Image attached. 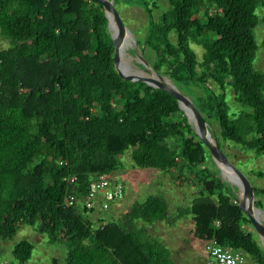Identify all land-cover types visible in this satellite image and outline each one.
Instances as JSON below:
<instances>
[{
  "label": "trees",
  "instance_id": "trees-1",
  "mask_svg": "<svg viewBox=\"0 0 264 264\" xmlns=\"http://www.w3.org/2000/svg\"><path fill=\"white\" fill-rule=\"evenodd\" d=\"M165 1L168 8L149 21L144 40L154 57L151 69L178 91L200 85L206 98L195 107L216 124L219 141L264 156V76L252 66L254 9L264 10V0ZM141 3L151 16L146 0ZM0 35L10 44L0 50V240L28 226L49 245L65 247L64 264H172L168 250L135 221L173 223L190 215L199 241L213 239L264 264L257 240L242 227L250 223L237 197L217 178L176 101L117 76L99 4L0 0ZM190 45L201 49L199 59ZM225 86L249 111L228 113ZM127 151L133 166L169 173L194 186L196 195L172 217L162 197L148 195L119 222L93 227L65 199L84 196L92 177L118 171ZM31 251L30 242L19 240L11 256L22 264Z\"/></svg>",
  "mask_w": 264,
  "mask_h": 264
},
{
  "label": "rangeland",
  "instance_id": "rangeland-1",
  "mask_svg": "<svg viewBox=\"0 0 264 264\" xmlns=\"http://www.w3.org/2000/svg\"><path fill=\"white\" fill-rule=\"evenodd\" d=\"M111 1L129 34V38L122 49V62L125 69L131 73L153 72L150 64L154 57L145 46L144 40L149 21L151 19L155 20L168 8L167 2L165 0H156V7L153 8L151 1L146 0L147 7L151 9V16H148L141 0ZM254 14L256 15L257 23L252 30V35L257 48L254 52L252 66L264 76V49L261 47V42L264 38V10L258 6L254 9ZM169 39L174 42V34H170ZM9 46L8 40L0 35V50ZM190 48L195 52L197 59H199L202 52L201 49L195 45H190ZM157 76L163 81L170 82L163 74H157ZM206 86L215 93L219 92L212 82H206ZM179 92L195 106L199 104V99L205 100L206 98V92L198 84H190L184 89H179ZM223 93L229 114L236 115L239 112L249 111L246 107L233 101L230 87L225 86ZM188 124L190 125V123ZM211 127L225 157L245 175L249 183L257 191L262 192V195H259L262 208L258 217L264 227V176L260 178L255 176V172L264 171V156H255L252 152L229 142L222 144L218 138V128L213 121H211ZM120 161L121 167L117 174L120 176L124 190L122 205L117 207L116 210L109 207L105 211L97 209L96 213L81 214L83 218L92 222L93 227L107 222H119V215L122 212L127 210L132 203L143 201L148 195H157L165 200L169 217L177 214V208L188 207L196 195L197 189L194 186L187 182L176 181L169 173L133 166L129 158V151L121 156ZM213 168L216 170L214 166ZM216 175L219 176L222 182L226 183L227 187L231 188L234 196L238 197L236 187L221 178L217 170ZM80 205L81 203L79 204V210L85 212L86 210L80 208ZM135 225L143 228L149 237L168 250L172 264H216L213 259L203 252L202 242L194 237L193 222L190 215H183L174 220L173 223L154 221L150 224H143L141 221H135ZM242 227L250 231L253 238L257 240L249 224L243 223ZM19 240H27L32 245L30 259L22 264H64L65 247L59 243L49 245L45 236L37 234L28 226H21L11 240H0V264H21L11 256L12 245ZM257 243L264 254V250L258 240Z\"/></svg>",
  "mask_w": 264,
  "mask_h": 264
},
{
  "label": "water",
  "instance_id": "water-1",
  "mask_svg": "<svg viewBox=\"0 0 264 264\" xmlns=\"http://www.w3.org/2000/svg\"><path fill=\"white\" fill-rule=\"evenodd\" d=\"M90 1L101 6L103 15L106 19V28L112 41L111 57L113 69L117 76L123 81L141 82L149 87L167 93L176 101L178 108L185 115L187 122L189 123V117L193 119L196 124L195 129L197 131L196 132L193 130L194 134L207 150L210 160L218 171L220 177L225 179L227 183L235 186L238 190L236 202L237 207L250 223V226L255 233L259 244L264 250V227L258 217L260 209L258 207L259 193L257 189L249 183L248 179L245 177V175H243V173H241L229 162L220 149L219 142L213 134L211 124L199 112L195 105L187 97L181 94L173 84L168 81H163L154 72L148 73V71H144L142 73H131L125 69L122 62V49L129 38L127 29L115 10L111 0ZM110 21L113 23L115 29L113 37L109 32L108 23ZM223 175H226V178ZM217 178L220 180L219 176H217Z\"/></svg>",
  "mask_w": 264,
  "mask_h": 264
},
{
  "label": "built area",
  "instance_id": "built-area-1",
  "mask_svg": "<svg viewBox=\"0 0 264 264\" xmlns=\"http://www.w3.org/2000/svg\"><path fill=\"white\" fill-rule=\"evenodd\" d=\"M67 181L73 185L75 177H69ZM123 195L124 190L120 178L116 173L112 172L92 177L84 196L77 198L69 194L65 202L66 206L75 205L78 209L81 203L80 208L86 211L94 209L105 211L112 203L121 201ZM202 250L216 264H256L241 251L222 247L213 239L202 242Z\"/></svg>",
  "mask_w": 264,
  "mask_h": 264
},
{
  "label": "bare ground",
  "instance_id": "bare-ground-1",
  "mask_svg": "<svg viewBox=\"0 0 264 264\" xmlns=\"http://www.w3.org/2000/svg\"><path fill=\"white\" fill-rule=\"evenodd\" d=\"M108 26H109V32H110V35L113 37L114 36V33H115V29H114V25L113 23L110 21L108 23ZM123 55V54H122ZM189 123L191 124V126L193 127V130L196 131L195 127H196V124L195 122L193 121V119L191 117H189ZM197 132V131H196ZM224 177H226V175H224Z\"/></svg>",
  "mask_w": 264,
  "mask_h": 264
},
{
  "label": "crops",
  "instance_id": "crops-1",
  "mask_svg": "<svg viewBox=\"0 0 264 264\" xmlns=\"http://www.w3.org/2000/svg\"><path fill=\"white\" fill-rule=\"evenodd\" d=\"M114 173L117 174V171L114 172ZM117 175H119V174H117ZM119 177H120V176H119ZM122 201H123V199H122L121 201H119V202H116L115 204L112 203L113 205L111 204L110 208H113L114 210H116L117 207H119L120 205H122ZM259 201H260V197H259ZM96 211H97V209L89 210V211L82 212V214H84V213H91V212H92V213H96Z\"/></svg>",
  "mask_w": 264,
  "mask_h": 264
}]
</instances>
